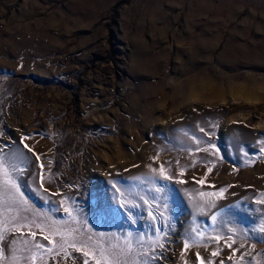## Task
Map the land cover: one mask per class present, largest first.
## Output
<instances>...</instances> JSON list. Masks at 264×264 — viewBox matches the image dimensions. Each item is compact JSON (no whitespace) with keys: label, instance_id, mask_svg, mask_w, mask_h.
<instances>
[{"label":"rangeland","instance_id":"rangeland-1","mask_svg":"<svg viewBox=\"0 0 264 264\" xmlns=\"http://www.w3.org/2000/svg\"><path fill=\"white\" fill-rule=\"evenodd\" d=\"M191 74L205 101L176 96ZM248 80L264 88V0H0V156L28 201L0 190V264L13 239L15 264H264V89L245 101ZM208 186L233 204L203 207ZM18 210L44 230L17 229Z\"/></svg>","mask_w":264,"mask_h":264},{"label":"snow or ice","instance_id":"snow-or-ice-1","mask_svg":"<svg viewBox=\"0 0 264 264\" xmlns=\"http://www.w3.org/2000/svg\"><path fill=\"white\" fill-rule=\"evenodd\" d=\"M201 131H203V129H201ZM185 135H187V133H185ZM25 147L28 149L29 152L32 151L30 146L25 145ZM2 151L3 150L0 149V152H2ZM13 158H15V157H13ZM36 159H39V155H36ZM5 164H6V159L3 156H0V190H4V191L11 193V196L9 198V202L11 204H16L18 202L20 205H24L25 206L24 212H27L28 209L26 206L28 204V201L24 198V195L20 192V186L9 175L8 169L5 167ZM41 167H43V166L41 165ZM11 168L13 171H20V169L14 163L11 164ZM165 179H167V177H165ZM122 180H123V178H122ZM198 183H203V181H198ZM113 187H115V185H113ZM45 191H47V190H45ZM148 191L151 192L152 189H148ZM220 191L223 192L224 190L222 189ZM155 193H156V195H153L151 200L152 201H157L158 199L163 200L164 203L161 206L164 207L165 209H167V207H168L167 198L170 196V191L167 188V185L156 186ZM106 195L107 194L103 189H99L95 193L96 210L101 214V218L108 217L111 215V209H110L108 203H106ZM201 195H208V194L202 192ZM140 198L142 200H144L145 203H150V201H148L144 196H141ZM208 206L209 207H215V204H209ZM135 207H139V206L133 205V208H135ZM233 207H237V206L234 205ZM132 210L133 209L130 208L129 212H131ZM65 211H68V210L65 209ZM69 214L71 215V213H69ZM148 214L150 216H152L153 219H156V217L158 215V213L154 212L151 208L148 209ZM159 215H161V217H162V214H159ZM73 219H75V217H73ZM211 219L213 221H216L217 216L213 215L211 217ZM13 223L16 225L17 229L27 227L29 229L37 228V229H40V231L44 230L43 227L41 226V224L34 217H29L27 215L20 214L19 210H18L17 217L13 221ZM169 227H170V225H169ZM153 230H154V232H156L157 237L160 236L161 232L165 233V235H166L167 231H168L166 228H163V227H161L159 229H156L154 227ZM89 231H91V230L89 229ZM31 235L33 237H35L36 233L34 231H32ZM242 235H245V234L242 233ZM44 238L47 239V236H45ZM227 239H231V237H226V240ZM0 241L4 242L3 249L0 250V260H2L4 258L3 254L5 251H7V246H8V241L5 240V237L2 233H0ZM23 242L25 245H31V248H29V251H31L32 248L37 249V250H39L41 248H45V245H43L41 242H39L35 239L28 240L27 238H25ZM139 242L140 241L138 239L137 243H139ZM261 242H264V239H262ZM11 243L13 244L12 261H13V264H15V261L17 260V257L15 255V253H16V248H15L16 241H15V239H13L11 241ZM50 243H51V241H50ZM166 243H169V241L167 239H163V240L158 239L156 241H153L152 245H150V247H149V251L153 250V246L163 248L164 244H166ZM233 243H235L234 240H233ZM71 246L76 247L75 243H73ZM228 246L231 247V245H228ZM63 247H64L63 244H60L59 247L56 248V251L57 252L63 251ZM81 247H91V245L82 244ZM241 247H243V244H241ZM48 251H52V250L48 249ZM126 251L127 252L131 251V246L128 243H126L124 247L119 249V252L122 254L126 253ZM84 255L86 257L88 255V253L85 252ZM197 255H199V254H197ZM213 255H216V253H213ZM83 264H89V261L87 259H84ZM98 264H99V262H98ZM114 264H128V262H126V261L121 262V261L117 260V261H114ZM221 264H223V262H221ZM249 264H250V262H249Z\"/></svg>","mask_w":264,"mask_h":264},{"label":"bare ground","instance_id":"bare-ground-1","mask_svg":"<svg viewBox=\"0 0 264 264\" xmlns=\"http://www.w3.org/2000/svg\"><path fill=\"white\" fill-rule=\"evenodd\" d=\"M226 61L228 62V64L230 66H234L236 64L243 63V61L242 62H239L238 61L239 63L236 62L237 60L234 59L231 56V54L229 55L228 60H226ZM244 63H246V62H244ZM146 64H148V59H143V58L142 59H138L137 60V64H135L136 65L135 66L136 67L135 70L138 71V72L139 71H147V69H149V66H147ZM232 68H234V67H232ZM188 87L191 88V91L189 92V94H187V92H186V89ZM234 88H237V87H234ZM240 88H241V90L239 91L240 92L239 95H241L244 98V100L246 101V100L258 99L257 97L260 95L259 91H262V88L263 87L259 83L256 84V82L253 83L251 80H248L246 83H244L243 85H241ZM235 91L233 90V92H235ZM174 92H176V96L179 95V97L180 98H183L184 100L195 99L194 102H196V99H199V100L202 99L204 101L207 99L206 98L207 96H206V94L204 92L199 91V89H195L194 80L192 79V74L190 76L186 77L183 80V82H182L181 88H177ZM150 106L147 108V110L148 109L150 110ZM149 110H148V113H149ZM150 158H151L150 156H147L145 162H146L147 166L152 167L153 166V163H152V160ZM189 180L192 183L193 182L194 183L196 182L194 180H191L189 177H187V181L184 183L185 186L182 185V190H184L183 192H187V190H188L191 195H194V193L195 194L197 193V191L195 189L196 186H195V184H192ZM207 188L210 191H204V193H207L208 195H201L200 194L199 196H195V197H198V199L202 203L203 207H205V208H211V207L208 206L209 204H215V205L225 204V203H232L233 204L234 197H232L230 194L227 195V196H225V198H222L221 199V197L218 196L219 195V192L217 190H216V192L213 191L210 186H208ZM240 190L242 191L243 189L241 188ZM200 193H202V192H200ZM237 193H238V191H237Z\"/></svg>","mask_w":264,"mask_h":264}]
</instances>
